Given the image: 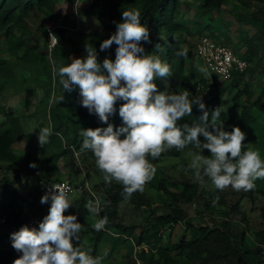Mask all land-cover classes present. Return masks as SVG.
I'll use <instances>...</instances> for the list:
<instances>
[{
    "label": "trees",
    "instance_id": "16d2710c",
    "mask_svg": "<svg viewBox=\"0 0 264 264\" xmlns=\"http://www.w3.org/2000/svg\"><path fill=\"white\" fill-rule=\"evenodd\" d=\"M58 2L59 0H0V97L12 84H22L26 89H30L37 83L44 89L45 97L52 98L53 101L56 96L58 98L55 104L41 100L36 111L30 114L35 117L42 109L44 121L38 118L39 129L42 127L52 129L48 143L52 152L39 157L16 149L15 144L25 137L21 117L7 111L0 104V115L5 118L0 126V164H3L0 165V170L14 173L17 179L30 177L36 173L37 185L41 179L59 181L64 177L59 166V160L64 157L71 160V166L78 165L75 156L83 142V137L80 136L81 129L107 127L94 113H90L82 106L78 86L74 85L71 92L62 90L57 95L56 85L59 80L58 75L54 76L53 66H67L71 62V54L82 52L76 41L67 37L69 30L77 28V18L72 14L59 13ZM185 2L186 0H87L85 5L77 7L76 13L94 16L99 21L109 19L112 22L111 26L116 29L118 20L122 22L123 11L138 9L141 13V23L149 29L151 40V43L141 42L144 54L158 55L163 63L169 65L172 72L171 77L155 79L158 91L177 93L186 89L189 91V99L202 97L206 110L211 111L224 106L226 99L223 94L226 88L232 87L235 91L232 102L240 110L232 112L236 120L226 125V131L238 126L246 134L244 144H250L252 149H264V130L259 132L255 130L259 115L264 114V88L257 95L254 85L245 79L248 75L249 62L264 65V0H200L198 16L193 22L194 30L178 15L181 5ZM231 2L240 3V10L235 12L236 17L242 26L248 27L243 28L235 45V53L248 61V67L243 72L235 71L228 85L221 81L210 83L203 75L194 81L183 70L181 57L175 54L176 44L186 42L189 36L193 38L201 34H209L219 40L212 32L215 25L212 24L214 14L223 11ZM40 14L43 15L45 23L42 22L36 28H32L30 20ZM206 20L210 23H206ZM50 31L57 38V43L51 48V59L40 52L41 37L48 38ZM105 39L103 33L96 31L86 43L95 49L97 61L101 65L105 58L115 60L117 47L115 44L107 50H100V44ZM65 40L70 41L72 45L67 46ZM157 43L161 45L159 50L154 47ZM4 44L14 55L13 59L2 56ZM193 44L195 47L196 42ZM20 70L28 71L29 77L18 79ZM43 81L48 85L43 84ZM62 95L64 99L60 102ZM123 103V100H117L116 113L109 117V123L113 124L114 130L123 126V121L119 117V107ZM201 115L198 105L193 104L192 114L182 118L178 123L192 126L194 122H198ZM46 121H50L51 124ZM200 140L203 142V136ZM187 149L200 151L194 145H188L184 150ZM182 151L173 148L162 153L157 159L149 156V162L156 168V173L153 179L146 183L143 192L134 193L127 201L121 195L123 186L115 181L111 185H106L91 151H83L87 152V162L86 159L84 162L88 163L89 177L94 179L99 175L100 178L92 185L94 194L85 191L77 210L72 211L70 215H75L77 222L82 225L80 238L83 231L91 234L87 244L89 254L98 256L103 246L109 243L111 245L109 253L113 255L131 240L129 252L135 256L138 264H264V228L253 225L243 208L244 200L252 204L264 202V179L256 180L255 188L249 191H236L230 186L223 191L216 188L200 190L194 180L172 181L156 163L165 155L177 156ZM203 154L210 155L205 151ZM261 159L264 160L263 157ZM33 163L36 165L35 168L30 167ZM189 172L193 174L191 170ZM147 187L164 192L170 199L162 205L155 206L154 210L160 208L161 212L152 220L147 218L148 224L125 223L120 218V205L123 202L137 210H143L146 206L153 210L150 197L145 191ZM97 198L102 204L101 217H108V223L99 232L95 231L93 224L89 222L91 213L85 208L88 200L95 201ZM193 204L204 206L203 210L208 212L210 220L195 223L190 217ZM42 214L44 216L46 214L44 208L35 207L24 195L14 191L6 198L0 192L1 225L20 227ZM262 216L264 217V206ZM181 222H186V231L174 242L172 239L175 225ZM139 227L141 231L137 233ZM166 227L168 233L164 231ZM12 233L13 231L0 232V246L10 239ZM21 255L22 253L13 247L0 249V264H13Z\"/></svg>",
    "mask_w": 264,
    "mask_h": 264
},
{
    "label": "clouds",
    "instance_id": "9594fccd",
    "mask_svg": "<svg viewBox=\"0 0 264 264\" xmlns=\"http://www.w3.org/2000/svg\"><path fill=\"white\" fill-rule=\"evenodd\" d=\"M142 41L151 43L149 29L141 23L140 11L125 10L116 31L100 44L101 51L113 44L117 46L114 61L105 58L101 65L95 49L86 44V58H71L67 66H53L54 76H59L64 92L78 86L82 106L107 125L80 131L83 137L80 150L91 151L105 184L115 181L122 185L121 195L127 201L134 193L143 192L156 173L149 156L157 159L173 148L182 151L194 145L200 151L188 153L191 159L187 166L193 172L194 182L203 185L207 177L220 191L229 186L236 191L254 189L255 181L264 179V160L257 150L245 148L246 134L238 126H233L231 131L224 130L220 107L206 110L202 97L189 99L186 89L177 93L159 92L155 79L171 77L172 72L158 55L144 54ZM154 47L159 50L161 45L157 43ZM175 54L187 56L183 49ZM63 99L62 95L60 102ZM117 100L124 101L119 107L123 126L114 130L109 117L116 113ZM193 104L202 112L198 122L192 126L179 124L182 118L192 114ZM51 135L50 127L40 128L39 146L45 147ZM204 150L210 155H204ZM30 167L36 165L33 163ZM49 200L48 214L38 228L25 225L11 234L12 247L22 253L13 264H102L107 251L94 257L89 254L90 249L84 250L79 245L81 223L75 215H64L72 204L68 189L59 184L50 185L40 203ZM85 208L99 216L100 199L88 200ZM107 223L108 217L103 216L92 227L99 232Z\"/></svg>",
    "mask_w": 264,
    "mask_h": 264
},
{
    "label": "rangeland",
    "instance_id": "374dc122",
    "mask_svg": "<svg viewBox=\"0 0 264 264\" xmlns=\"http://www.w3.org/2000/svg\"><path fill=\"white\" fill-rule=\"evenodd\" d=\"M87 0H59L58 2V12L61 14H72L77 18V28L71 29L67 33L68 38H72L76 43L77 46L82 48V52L80 53H73L71 54V58H86L87 53L85 51V45L89 38L92 37V35L97 31L100 33H103L105 38L108 39L110 36L116 31L115 28H113L112 22L109 19H104L102 21H99L94 16L89 15H77V7H80L81 5H85ZM200 0H186V2L181 5L180 11H179V18L181 20H184L189 24L190 27L194 30V23L196 19L197 10L200 7ZM240 3L238 2H231L227 6L224 7L223 11L215 13L213 18V23L215 25L213 26V31L215 33V36L219 38V41L223 44H226L227 46L231 47L235 51V45L237 41L240 39V33L242 30L247 29L248 27L242 26L241 22L237 20L236 17V11L240 10L239 7ZM121 22L120 20H118ZM44 21L43 15H36L31 20L30 23L32 24V28H36L37 25L42 23ZM118 22V23H119ZM206 23L208 20H206ZM49 26V25H48ZM244 28V29H243ZM204 35H196L193 38L188 37V40L186 42H178L176 44V52L178 50H185L187 52V56H180L183 62V70L185 73L189 74L190 77L196 81L199 80L200 75L205 76L208 78L210 83H215L216 81H221L223 84L229 83L230 80L228 79H222L218 75H215L214 73L208 71L202 61V59L197 55L195 47L193 46V42L197 43V41L200 39V37ZM259 39L257 38V41ZM66 41V45L71 46V42L68 40ZM57 43V41H55ZM114 45V44H113ZM112 45V46H113ZM52 45V39L49 36L48 38L46 36L41 37V50L40 52L42 55H45V57L51 59V48ZM236 52V51H235ZM2 56H4L6 59H13L14 55H12L9 50L7 49L6 44H4V49L2 52ZM108 57H110V54H108ZM59 67V66H58ZM264 65L259 63H251L249 62V70L248 75L246 76V80L251 82V84L254 85L256 94H260L261 90L264 88ZM200 69H203L201 71ZM29 72L26 70H20L18 73V79L21 78H28ZM59 80V76H58ZM46 81H43V84H46ZM77 87V86H75ZM57 88V95L62 92L63 88L58 82L56 85ZM234 89L232 87L226 88V92L223 94V97L226 99V102L224 106L221 108V116H220V122L224 123V130H226V125L230 123L232 120H236V118H233L232 112H239V108H236V105L232 102V97L234 96ZM41 100H44L48 102L49 104L53 102L55 104V101L58 102V98L53 99L45 97L44 89L38 85L37 83L34 84L33 87L30 89H26L22 84H12L8 87L6 91L1 95L0 97V104L4 106L7 111L16 113L21 117L23 127L25 129V137L15 144L16 149L18 150H24V152H29L35 157L43 156L46 154H49L52 152V149L48 147V144L45 147H40L38 144V134H39V119H43L40 121H44V112L42 109L39 110V113L32 117L30 116L31 113L36 111V107L41 102ZM4 116L0 115V126L4 123ZM46 123L51 124L50 121H46ZM258 125L255 127V130L257 132L264 130V114L259 115L258 118ZM63 132V131H62ZM64 133V132H63ZM123 138V137H121ZM251 147L250 144L246 143L245 148ZM252 148V147H251ZM257 150L260 154V157H263L264 159V149H253ZM191 150L187 149L181 152L180 155L177 156H163L156 165L163 170L164 174L172 181L177 182H183L185 180H194V175L189 172L188 170V164L190 162L191 157L188 155V153ZM205 152L209 153L208 150H204ZM78 154H76V160H78V165L71 166V160L67 157H64L59 160V166L61 168V173L64 174V177L62 179H69L71 182L77 184L80 182H83L85 178H88L90 187L93 191L92 185L94 182L99 181L100 176L97 175L94 177V179H91L89 177V169H88V163L85 164L84 159H86L87 162V152L83 153L81 150L77 151ZM3 166V164H0ZM72 171V172H71ZM71 173V174H70ZM72 176L69 177V176ZM200 190H203L204 188L207 189H215V187L212 185L211 181L205 178V183L202 185L199 182H197ZM16 191L17 194H22L26 197V199L35 205V207H43L45 210V215L48 214V210L50 208V203L47 204H41L39 199V192H38V185L36 182V173L30 177L25 176L20 179H17L12 172H5L3 169L0 170V192L7 198L8 195H12L13 192ZM146 193L150 197L151 203H152V209L150 207H145L143 210H137L134 206L123 202L120 205V218L125 223H137V224H148L147 218L149 220H152L153 217L158 213L161 212V209L157 208V210H154L155 206L162 205V203H165L166 200L170 199L164 192L158 191L154 188L147 187L145 189ZM89 191H86L88 193ZM83 194H85V191H76L72 193L69 196V201L71 206L69 209H67L68 213H65V215H70L72 211H76L81 200L83 197ZM262 206H264V202H258L256 204H252L247 200L243 201V208L246 210L248 216L250 217L251 223L257 226V228H264V217L262 216ZM200 207V208H199ZM198 210H195V209ZM204 206H199L198 204H193L192 209H190L191 218L195 223H204L208 220H210V216L208 215V212L206 210H203ZM163 211V210H162ZM152 212V213H151ZM151 213V214H150ZM44 215L42 214L39 218L43 220ZM102 218L101 215L94 216L93 214L90 215L89 222L94 224L98 219ZM185 223H176L174 231H173V241H178L179 238L182 236V234L186 231L185 230ZM12 226V225H1L0 224V232H16L18 231L22 226ZM28 226V225H26ZM33 228V227H29ZM38 228V227H35ZM141 231V227L137 229V233ZM165 233H168L167 227L164 229ZM90 233L82 232L81 238L79 241V245L83 247L84 250H87V244L89 243L90 239ZM167 239V237L165 238ZM74 245L77 244V242L73 241ZM132 243L131 240L124 245L123 248H120L115 254L110 255L111 253V245L109 243H106L103 248L100 251V254L98 256H102L105 251H107L108 255L104 258L102 261V264H138L135 261V256L132 254L130 255L129 247ZM12 247V241L11 239H8L3 245L0 246V249L4 248H11Z\"/></svg>",
    "mask_w": 264,
    "mask_h": 264
},
{
    "label": "built area",
    "instance_id": "2783aa9c",
    "mask_svg": "<svg viewBox=\"0 0 264 264\" xmlns=\"http://www.w3.org/2000/svg\"><path fill=\"white\" fill-rule=\"evenodd\" d=\"M50 37L54 46L57 38L52 31H50ZM195 50L197 55L202 59L206 69L224 79L230 80L235 71L243 72L248 67L247 60L238 56L231 47L221 43L209 34L202 36L197 41ZM56 184L63 185L68 189V198L76 191H89L94 194L87 178L77 184L71 182L69 179H61L59 181L41 179L38 182L39 199L41 200V197L49 190L50 185ZM49 202L51 201L49 200ZM41 221L40 218L35 217L28 221L26 225L28 227H38ZM137 248L136 246L135 249Z\"/></svg>",
    "mask_w": 264,
    "mask_h": 264
}]
</instances>
